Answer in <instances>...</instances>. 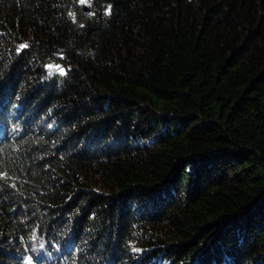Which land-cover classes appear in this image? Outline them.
Wrapping results in <instances>:
<instances>
[{"label": "trees", "instance_id": "16d2710c", "mask_svg": "<svg viewBox=\"0 0 264 264\" xmlns=\"http://www.w3.org/2000/svg\"><path fill=\"white\" fill-rule=\"evenodd\" d=\"M0 264H264V0H0Z\"/></svg>", "mask_w": 264, "mask_h": 264}, {"label": "rangeland", "instance_id": "374dc122", "mask_svg": "<svg viewBox=\"0 0 264 264\" xmlns=\"http://www.w3.org/2000/svg\"><path fill=\"white\" fill-rule=\"evenodd\" d=\"M37 256L39 257L40 261H42L45 257H48L49 258V254L48 252L46 251L44 253V251L42 249H39V251H36Z\"/></svg>", "mask_w": 264, "mask_h": 264}, {"label": "snow or ice", "instance_id": "6c2138e0", "mask_svg": "<svg viewBox=\"0 0 264 264\" xmlns=\"http://www.w3.org/2000/svg\"><path fill=\"white\" fill-rule=\"evenodd\" d=\"M82 3L86 2V0H81ZM21 47H26V45H22Z\"/></svg>", "mask_w": 264, "mask_h": 264}]
</instances>
